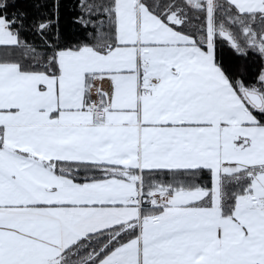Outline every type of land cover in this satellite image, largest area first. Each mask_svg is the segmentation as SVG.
<instances>
[{"label":"snow or ice","instance_id":"1","mask_svg":"<svg viewBox=\"0 0 264 264\" xmlns=\"http://www.w3.org/2000/svg\"><path fill=\"white\" fill-rule=\"evenodd\" d=\"M0 264H264V0H0Z\"/></svg>","mask_w":264,"mask_h":264},{"label":"trees","instance_id":"2","mask_svg":"<svg viewBox=\"0 0 264 264\" xmlns=\"http://www.w3.org/2000/svg\"><path fill=\"white\" fill-rule=\"evenodd\" d=\"M76 3V0H69V10H71V6Z\"/></svg>","mask_w":264,"mask_h":264},{"label":"crops","instance_id":"3","mask_svg":"<svg viewBox=\"0 0 264 264\" xmlns=\"http://www.w3.org/2000/svg\"><path fill=\"white\" fill-rule=\"evenodd\" d=\"M103 87L105 88V90H107V87H108L107 83H104Z\"/></svg>","mask_w":264,"mask_h":264}]
</instances>
